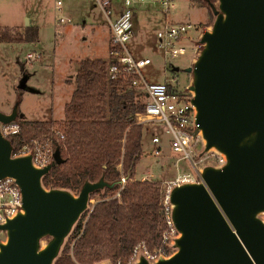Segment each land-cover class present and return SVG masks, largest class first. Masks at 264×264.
<instances>
[{"label": "water", "instance_id": "95a60500", "mask_svg": "<svg viewBox=\"0 0 264 264\" xmlns=\"http://www.w3.org/2000/svg\"><path fill=\"white\" fill-rule=\"evenodd\" d=\"M211 15L195 41L186 92L208 153L223 158L198 165L199 179L173 185L169 216L176 230L171 254L150 261L139 250L131 264H264V0H203ZM23 78H28L24 72ZM23 90L31 91L24 81ZM18 99L0 125L23 118ZM0 129V181L12 179L21 193L16 213L0 223V264H55L92 197L122 187L104 172L83 181L78 192L45 187L43 179L62 159L56 149L45 167L33 152L13 156ZM127 181V177L124 178Z\"/></svg>", "mask_w": 264, "mask_h": 264}, {"label": "trees", "instance_id": "16d2710c", "mask_svg": "<svg viewBox=\"0 0 264 264\" xmlns=\"http://www.w3.org/2000/svg\"><path fill=\"white\" fill-rule=\"evenodd\" d=\"M191 1L206 8L203 0ZM12 32L0 29V43L38 40L37 27L27 26L22 34ZM108 65L106 59H85L79 63L76 87L58 126L64 135L57 148L62 162L43 179V184L76 193L83 181L95 182L103 172L106 181L118 180L119 163L127 181L119 198H109L119 188L92 197L98 196L99 201L77 224L55 264H95L105 260L127 264L137 245H143L147 251L159 247L167 228L161 184L135 179L146 130L145 126L135 124V117L144 111V95L132 89L127 80H110ZM17 126L18 132L9 136L14 152L32 146L33 141H43L54 127L49 121L28 122L23 118Z\"/></svg>", "mask_w": 264, "mask_h": 264}, {"label": "rangeland", "instance_id": "374dc122", "mask_svg": "<svg viewBox=\"0 0 264 264\" xmlns=\"http://www.w3.org/2000/svg\"><path fill=\"white\" fill-rule=\"evenodd\" d=\"M157 12L150 14L144 9L137 12L134 38L129 43L135 57L151 61L142 70L147 83H163L171 77V70L166 69L157 48L155 32L161 25L155 21V16L167 22L165 24H192L198 31L194 30L190 36L196 39L201 29L211 21L206 8L191 0H175L168 13ZM117 13L115 10L112 19ZM35 15L41 16L44 25L36 43H0V111L9 113L19 99V113L25 121H49L58 127L64 117V106L76 87L79 63L95 57L109 60L108 26L93 0H62L59 11L55 9L54 0H0V29L20 27L10 30H13L12 34H22L26 20L33 21ZM60 18L65 21L60 22ZM30 51L40 53L41 58L33 63L26 62L25 56ZM193 55L192 48H189L187 55L171 61L178 67L177 80L184 87H187L189 78L184 69L191 64ZM24 72L28 74L26 79L23 78ZM21 81L31 91L23 90ZM144 126L143 153L135 168V179L159 182L160 197L164 198L173 184L187 175L194 177L195 173L189 162L170 151L168 136L161 127H154L149 122ZM155 133L161 138L159 155L154 153L155 146L151 142ZM114 196L112 193L109 198ZM98 201L99 197L95 196L92 204ZM0 240H4L2 233Z\"/></svg>", "mask_w": 264, "mask_h": 264}, {"label": "built area", "instance_id": "2783aa9c", "mask_svg": "<svg viewBox=\"0 0 264 264\" xmlns=\"http://www.w3.org/2000/svg\"><path fill=\"white\" fill-rule=\"evenodd\" d=\"M54 1L55 9L57 11L61 10L62 0ZM93 2L105 17L110 32L109 79L113 81L127 80L132 89L144 95V111L136 115L135 124L144 126L149 122L154 127H161L168 136L170 151L189 162L194 170V177L187 175L183 180L177 181L176 184L196 182L199 179L198 165L205 160H210L215 165L221 166L224 162L223 158L213 152L197 160L198 154L202 151V141L199 136L193 139L192 132L195 130L196 125L193 108L188 103L190 95L186 92V87L177 80L176 71L178 67L171 63L172 60L187 55L189 48H192L195 54L196 38L190 36V33L194 30L197 32L198 29L189 23H168L156 30L157 48L162 54L166 69L171 70V77L170 80L163 83H147L142 70L151 64L150 59L135 57L129 48V43L134 38V19L137 12L144 7L153 8L154 11L161 13H168L175 0H93ZM115 10L118 13L112 19ZM59 21L64 22L65 19L60 18ZM40 58V53L30 51L25 56V61L33 63ZM0 129L3 136L7 138L18 132L17 124L0 125ZM63 139L64 135L61 128L54 126L41 143L40 141H33L32 146L22 147L19 151L13 152V156L25 155L32 151L33 164L39 168L45 167L53 160L54 153ZM151 142L155 146L154 153L159 155L161 152V138L155 133ZM116 169L120 176L119 179L122 180V187L118 189L113 198H119V193L126 183L122 163H119ZM169 190L167 195L161 198V204L167 213V228L162 235L161 245L153 251H147L141 244L137 245L127 264H131L136 259L140 249L143 250L144 255L150 261L171 254L169 244L172 238L176 236V230L169 216ZM21 204V193L13 180L9 178L1 180L0 223H4L6 218L13 216ZM104 262L113 264L110 260H105L100 264H104ZM116 264L121 263L117 262Z\"/></svg>", "mask_w": 264, "mask_h": 264}, {"label": "crops", "instance_id": "0c3cea01", "mask_svg": "<svg viewBox=\"0 0 264 264\" xmlns=\"http://www.w3.org/2000/svg\"><path fill=\"white\" fill-rule=\"evenodd\" d=\"M145 10L147 13H152V12H157V11H154L153 10V8H150V7H144V8H142L141 10ZM140 10V11H141ZM153 14H158V12L157 13H153ZM40 17L41 16H37V15H35L34 16V19H33V21H29V20H26V23H25V25L23 26L24 28L25 27H27V26H33V27H37L38 28V32H41L42 31V29L44 28V25H43V21L40 19ZM155 18V21H157V23L159 24V25H161V27L165 24V23H167V22H162V21H160V18H156V16L154 17ZM136 19V18H135ZM134 19V20H135ZM42 23V24H41ZM108 26V25H107ZM12 28H20V27H11L10 29H12ZM38 36H39V33H38ZM107 36H108V39H107V53H108V51H109V42H110V32H109V28L107 27ZM93 59H103V58H101V57H95V58H93Z\"/></svg>", "mask_w": 264, "mask_h": 264}, {"label": "flooded vegetation", "instance_id": "af4514ba", "mask_svg": "<svg viewBox=\"0 0 264 264\" xmlns=\"http://www.w3.org/2000/svg\"><path fill=\"white\" fill-rule=\"evenodd\" d=\"M207 10V12H208V14H209V16H210V13H209V11H208V9H206ZM211 19V18H210ZM210 21V20H209ZM11 111V110H10Z\"/></svg>", "mask_w": 264, "mask_h": 264}]
</instances>
